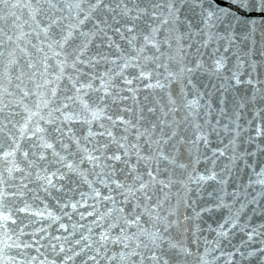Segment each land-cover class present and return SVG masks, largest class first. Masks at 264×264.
Masks as SVG:
<instances>
[{"label":"snow or ice","instance_id":"1","mask_svg":"<svg viewBox=\"0 0 264 264\" xmlns=\"http://www.w3.org/2000/svg\"><path fill=\"white\" fill-rule=\"evenodd\" d=\"M0 264H264V0H0Z\"/></svg>","mask_w":264,"mask_h":264}]
</instances>
